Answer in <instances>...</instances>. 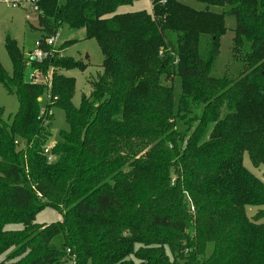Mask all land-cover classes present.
Here are the masks:
<instances>
[{"label": "trees", "instance_id": "obj_1", "mask_svg": "<svg viewBox=\"0 0 264 264\" xmlns=\"http://www.w3.org/2000/svg\"><path fill=\"white\" fill-rule=\"evenodd\" d=\"M197 1L120 14L133 0H41L38 41L83 29L103 56L78 107L62 71L81 62L32 64L52 72L48 99L5 37L0 85L19 108L9 124L0 108V264H264V184L243 166L264 164V0ZM224 17L234 78L211 75ZM52 109L67 131L45 153ZM44 207L63 221L35 224Z\"/></svg>", "mask_w": 264, "mask_h": 264}, {"label": "rangeland", "instance_id": "obj_2", "mask_svg": "<svg viewBox=\"0 0 264 264\" xmlns=\"http://www.w3.org/2000/svg\"><path fill=\"white\" fill-rule=\"evenodd\" d=\"M181 4L188 6L194 10L202 11L205 5L199 3L197 0H177ZM215 12H220L219 8H213ZM145 11L151 13V0H133L129 6H123L117 10V13H131ZM27 10L25 8H11L0 3V64L3 69L11 74L12 66L9 57L4 47V39L9 36L17 44L19 51L23 56V64L25 66V78L28 71L34 68L32 64L28 63L26 54L35 50V42L40 37V32L37 30V17L29 15L26 19ZM223 23L225 32L219 38V49L216 60L213 64L211 75L221 77L224 74L229 78H234L240 68L239 60L232 57L234 53L233 39H234V20L230 17H224ZM84 30H71L67 26H63L58 31L59 40L57 46L63 54L74 61L81 62L85 67L83 70H69L62 71L66 77L74 79L75 91L72 99L74 106L78 107L81 103L82 96H88L91 87L89 82L96 79L97 75L102 71L103 56L100 48L95 40H88L85 38ZM26 81V80H25ZM175 88V95H178L176 89V81L173 80L164 83ZM41 112L43 111V102ZM0 108L3 109V121L7 124L11 123L14 116L18 112L19 104L15 95L8 94L6 90L0 85ZM54 121L52 130V138L50 140V147L59 144V132L67 131L64 121V114L59 109L51 110ZM243 166L254 176L260 179L264 184V164L254 168L245 153L243 156ZM249 213H253V210ZM63 221L62 214L52 207H44L36 215L34 222L37 225H52L61 223ZM264 223V219L259 221ZM7 230L17 231L21 229L20 225H9Z\"/></svg>", "mask_w": 264, "mask_h": 264}, {"label": "built area", "instance_id": "obj_3", "mask_svg": "<svg viewBox=\"0 0 264 264\" xmlns=\"http://www.w3.org/2000/svg\"><path fill=\"white\" fill-rule=\"evenodd\" d=\"M41 0H0V3L6 5L11 8H20L23 7L27 10L26 19L29 18V15L37 16L39 9L38 4ZM59 40V36L56 34L53 37L45 39L44 42L36 41L35 42V50L31 53L26 54V59L29 64H44L47 61L52 62L55 59L62 58V51H60L57 46V42ZM26 82L33 85H40V83L44 84L49 92L46 94V98L50 99V89L52 86V72L48 71L43 73L39 69H31L28 71L27 76L25 78ZM42 98L38 99V102H41ZM51 147H47L44 151L47 153ZM190 203V211L193 212L194 208ZM69 252V251H67ZM70 264H73L70 263Z\"/></svg>", "mask_w": 264, "mask_h": 264}]
</instances>
